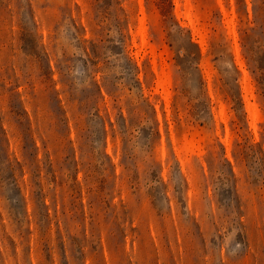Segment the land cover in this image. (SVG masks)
<instances>
[{
  "label": "rangeland",
  "instance_id": "rangeland-1",
  "mask_svg": "<svg viewBox=\"0 0 264 264\" xmlns=\"http://www.w3.org/2000/svg\"><path fill=\"white\" fill-rule=\"evenodd\" d=\"M259 64L264 0H0V264H264Z\"/></svg>",
  "mask_w": 264,
  "mask_h": 264
},
{
  "label": "trees",
  "instance_id": "trees-1",
  "mask_svg": "<svg viewBox=\"0 0 264 264\" xmlns=\"http://www.w3.org/2000/svg\"><path fill=\"white\" fill-rule=\"evenodd\" d=\"M162 1H164V0H162ZM248 32V31H247ZM191 43H193L192 41H190ZM258 61H262V57L261 58H259V60ZM260 66H258L259 68H261V69H263L264 68V66L262 65V64H259Z\"/></svg>",
  "mask_w": 264,
  "mask_h": 264
},
{
  "label": "bare ground",
  "instance_id": "bare-ground-1",
  "mask_svg": "<svg viewBox=\"0 0 264 264\" xmlns=\"http://www.w3.org/2000/svg\"><path fill=\"white\" fill-rule=\"evenodd\" d=\"M142 29H143V28H142ZM143 31H144V30H143ZM141 32H142V30H141ZM144 34H145V33H144ZM141 44H142V43H141ZM167 81H168V80H167ZM167 81H166V82H167Z\"/></svg>",
  "mask_w": 264,
  "mask_h": 264
}]
</instances>
